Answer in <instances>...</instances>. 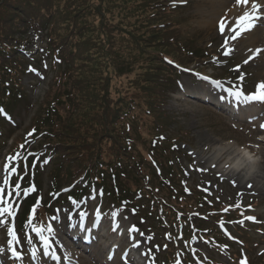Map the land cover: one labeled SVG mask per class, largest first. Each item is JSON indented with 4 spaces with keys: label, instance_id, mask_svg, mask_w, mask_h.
<instances>
[{
    "label": "rangeland",
    "instance_id": "obj_1",
    "mask_svg": "<svg viewBox=\"0 0 264 264\" xmlns=\"http://www.w3.org/2000/svg\"><path fill=\"white\" fill-rule=\"evenodd\" d=\"M6 1L1 0L3 3ZM57 1L61 9V13L58 11L57 15L59 28H63L64 30L69 29L71 41L77 50L75 55H79L78 60H71V62L73 61L72 64L76 62H79V64L74 67L67 66L65 70H74L73 76L78 75V80L81 84L78 97L79 100H82L81 102H84V109H87L89 117H91V113L94 110L100 113L99 102L101 101V106H104L106 101L103 95H108V99H116L119 96L124 98L135 96L139 104H144V100L139 98V93H136L137 91H127L126 87L134 81L142 80L145 75L147 78L152 75L157 66L154 52L161 49L163 45L158 42L155 43L152 39L146 42L148 34H139L141 29L138 22L140 20H138L134 6L140 5V2L131 0ZM178 1L176 2V6H179L180 9L178 12L175 11L173 20L179 30L180 42L190 49L206 48L207 51L215 53L217 58L206 62L204 66L206 72L201 74L204 82L199 81V74H187L179 79L178 92L172 97L168 95V100L165 101L162 107L165 115L170 117V125L166 128V132L170 136L180 135L185 139L186 145L180 144L177 146L180 153L185 156L180 157V162L186 168L185 172L188 174L187 181L189 183L198 182L203 184L204 193L213 200H217V198L223 201L226 199L243 200L245 203L252 200L258 201V205L254 208L243 207V211L246 213L244 220L247 221L248 226L259 227V229L249 231L252 239L246 245L248 249L247 254L251 259L256 260L264 253V135H261L264 133V128L260 127V125L264 124V103L256 101L244 103L243 97L238 99L234 93L237 91L238 86L243 87V84H248L252 87L250 90V94H252L256 92L257 86L264 82V19L260 18L255 23V28L257 30L260 29L258 32L257 30L247 32L252 33L255 43H239L238 38L235 40L230 39L234 33L229 29L223 35L218 33L217 16L210 13V9L207 7L208 0ZM261 17H264V10L261 11ZM71 21H76L73 26L76 28L77 34L72 33L70 29L72 27ZM235 22L236 20L233 21L231 27H235ZM140 36H143V38H140ZM134 39L145 40L147 44L142 43V45H138L137 47L132 42ZM226 40L227 44L225 45ZM26 42L28 45L25 48L28 49L29 56L41 52L44 48V44H39V41L32 35ZM124 43L130 45L129 50L125 49ZM257 49L262 51L257 54ZM228 50H230V53L225 55V51ZM228 59L231 60L227 61ZM246 60L248 63H245ZM39 66H41V71H32L29 75L21 77V86L24 87L27 97L25 101H21L11 111L9 116L5 115L6 118L13 119L12 125L8 126L5 124V131L12 129L16 131V134L21 133V130L28 124L31 115L37 112V107L42 102L41 98H45L43 93L46 92L47 94L49 92V90L47 92V87H50L49 81L54 75L58 76L61 72L59 65H55L50 70L47 56H45ZM211 66H215L221 72L216 71V68L212 70ZM11 67L13 69L17 68ZM137 72H140L141 75L137 76ZM217 72L218 74L215 76L226 73L231 80L241 81V84L237 86L235 82L233 83L228 79L213 78L214 80H212L209 73ZM204 77L212 80L209 82L214 87L215 92H218L213 94L212 100L214 102L228 100L232 104L231 107H235V105L238 107L240 111L237 119H234L233 116L231 117V114L226 117V115L219 113L212 107V104H201L187 97L189 91L197 92L200 88L206 89L209 87L207 84L208 80H205ZM5 78L6 81H9L10 75L8 74ZM64 78L65 76H62V80ZM138 82L141 81H137L136 83ZM143 85V82H141L140 86L143 87ZM61 90L60 87L56 88V93H53L63 100L65 98L61 96ZM243 94L246 95L245 92ZM62 107L64 106H60L59 113L67 112V107L61 109ZM43 108L37 116L43 114ZM79 109L81 111L83 107L80 106ZM140 109L144 111L145 106H138L137 112L134 114L141 113ZM145 116V113H141L135 120V126L138 128V131L136 129L137 136L144 138V140L154 133L152 124ZM254 116H260L257 124H253L247 120ZM79 121L81 122V120ZM55 123L58 124V119L55 120ZM78 123L76 120L75 124ZM67 138L69 139V136ZM256 139H262L263 142L258 145L256 144ZM69 140L71 146L77 144V142H72V139ZM226 145L232 146L230 147L232 150L237 149L239 151L240 149L248 148L250 151H254H251V168L249 170L241 168V172L237 171L234 159L230 160L234 156V153L220 152V149ZM138 148H141L140 143L138 144ZM58 149L62 153L66 151L65 148H61L60 146H58ZM30 154L32 155L33 153L28 152L23 156L26 158ZM189 159L193 165L190 171L187 170ZM2 162L0 159V186H3V180L6 175L4 172L5 164ZM46 162L47 159H36L34 163V167L43 177V192L49 185L46 173L52 167L50 165L48 168ZM226 165H229L228 167L231 169L230 174L225 172V175L220 177V174L218 175L214 172L215 168L226 171ZM12 167L16 168V165L13 164ZM17 179V175L14 174L10 178V184L13 183L15 186ZM84 186L85 184L81 185V187ZM9 190L11 189L6 186L5 196H7ZM86 190L88 195L76 201L75 205L73 204L74 200L68 197L59 198L58 200L63 201L58 206L59 214L57 210L54 211L53 215L56 219H49L46 227L51 224L55 232L58 233V229L64 225H68L69 219L80 218L77 213L84 212L86 213L85 218L88 219L87 230H99L98 234L100 235L99 232H101L105 236L109 230L110 233L105 238L108 245L116 247L128 245L130 248H133L130 256H136V259L142 258L146 264H152V256L149 253H155L156 250L150 249L148 246L154 244L157 238L155 234H141L136 228L131 227L130 224L136 223L137 219L132 212L127 211L123 207H115L108 204L106 211L101 213L97 204L101 198L99 190L91 186L86 187ZM30 192L31 190L25 193L28 195ZM38 195L35 192V197L38 198L36 199V203L40 205L45 200V195H43V198H39ZM15 206L16 201L13 207L15 208ZM72 212H75V214ZM251 215H256V218L248 219ZM4 219L9 222L5 225L12 223L10 217L5 216ZM188 220L193 225L198 221L196 218H192V216H188ZM218 228L228 239L235 240L236 234L233 230H229V225L222 223L218 225ZM133 229H136V231H133ZM130 232H132L134 238H138L140 242L139 248H135V244L131 242L129 238L131 237L129 235ZM44 235L47 236L49 233L46 231ZM17 236L19 239L18 234ZM20 237L24 247L21 248L20 241L19 243L13 242L12 244V247L20 255V259H17L13 257L9 247L8 241L10 237L8 236L7 229L4 225H0V250H2L0 251V264H54L53 262L50 263L49 260L56 261L57 264H103L104 262L106 264H126L124 260L118 257L120 253H117L110 261L104 259L105 254L104 257L100 256V252L94 254V256L84 253L85 257L81 255V252L74 253L73 248L66 239L65 233L61 238L56 237L53 239L56 249L50 253L49 258L45 255L49 251L48 247H45L40 236L35 232H31L30 238L27 233L22 234ZM167 237L166 240L168 239ZM98 238L95 235L97 242ZM30 239L35 240L36 244L29 246L31 244ZM185 239L188 238L185 237ZM196 244L199 245L198 243ZM99 245H104L103 240L99 241ZM179 247L178 245L176 249L178 250V255H181ZM89 249L95 250L94 248ZM227 250L231 251L230 247ZM233 250H237V248H233ZM58 252L63 258L60 257ZM204 252L206 253L205 250ZM209 253L219 261H225L226 259L223 253L216 254L213 251H209ZM239 254L245 256L243 252ZM192 258L196 264L206 263L200 258ZM203 259H205V256H203ZM257 263V261L253 262V264ZM211 264L218 263L211 262Z\"/></svg>",
    "mask_w": 264,
    "mask_h": 264
},
{
    "label": "trees",
    "instance_id": "obj_2",
    "mask_svg": "<svg viewBox=\"0 0 264 264\" xmlns=\"http://www.w3.org/2000/svg\"><path fill=\"white\" fill-rule=\"evenodd\" d=\"M131 1L140 2V5L134 6L140 20L139 34H148L146 42L152 39L155 43L163 45L154 52L157 60L155 71L150 77L147 78L145 75L142 80H137L143 82V87L140 86L141 82L136 83L137 81L126 87L127 91H137L144 104H139L135 96L108 99V95H103L106 101L104 106H101V101L99 102L100 113L94 110L89 117L87 109H84V102L78 97L81 84L78 75L73 76L74 70H64L66 75L64 80H59L43 101L45 103L50 100L51 103L46 105L49 112L47 119L42 121L48 127L45 128L48 135L42 140V145L52 144L54 147L60 146L66 149L67 153L63 152L60 155L68 171V177L75 180L81 176L83 180L91 182V178L99 175L98 179L103 181V188L106 182V186L111 188L110 193L117 192L120 195L127 193L124 187L126 181L134 180L141 185V181L149 176L150 170L155 165L166 171L163 174L164 178H158L156 175H152L153 179L147 178L149 183H155L157 187L159 182L174 174L171 172L174 167L168 164L174 157L171 147L175 140L181 141L183 137L169 136L154 148L150 145L151 138L156 137L157 134L153 133L149 140L140 138L136 133L138 128L135 126V120L141 113H145L154 131H156L154 124L162 133L167 131L170 117L165 115L162 107L169 93L175 88L177 74L175 66L169 61L172 60L177 66L186 67L195 61L197 54L196 49L183 47L180 42L179 30L173 22L175 14L171 4L173 0ZM58 3L57 0H7L5 3L0 0V76L17 72V62L22 57L21 47L29 31L34 35L46 33L49 51L59 56L65 68L79 64V62L75 64L71 62L72 59L78 60L79 55H75L77 50L71 41L69 29L59 28L57 15L61 9ZM75 22L71 21L70 29L72 33L77 34L73 26ZM132 42L137 47L146 43L145 40L140 39H134ZM124 44L125 49L129 50L130 45ZM11 66L17 68L13 69ZM16 75L14 74L13 77ZM136 75L140 76L141 73L137 72ZM7 86L12 88V84ZM59 87L62 89L61 96L66 100L64 103L57 94L53 93H56V88ZM60 106L67 107V112L59 113ZM80 106L83 107L81 111ZM138 106H145V110L140 109L141 113L135 115ZM48 115L51 117L48 118ZM56 119L58 124L55 123ZM76 120L78 124H75ZM63 124L65 125L61 126ZM68 136L77 144L71 146ZM111 184L117 186L113 187ZM163 188L164 186H161L160 192ZM143 195L147 199L150 198L149 195Z\"/></svg>",
    "mask_w": 264,
    "mask_h": 264
},
{
    "label": "snow or ice",
    "instance_id": "obj_3",
    "mask_svg": "<svg viewBox=\"0 0 264 264\" xmlns=\"http://www.w3.org/2000/svg\"><path fill=\"white\" fill-rule=\"evenodd\" d=\"M236 5H243L248 6L250 3V0H235ZM261 5L259 3H256L255 0H251V11H244L242 15L238 17V19L235 22V27L229 28V30L234 33L230 37V39L235 40L238 37L241 36L242 33L251 31L255 27V22L261 18ZM226 23L224 20H221L219 22V30L221 34L223 35L225 33ZM227 44V40L225 41V45ZM257 54H259L262 50L257 49ZM230 53V50L225 51V55H228ZM245 63H248L246 60ZM31 70V69H30ZM204 79H207V77H204ZM243 79V77H241ZM234 95L239 99L243 97V102L248 103L252 101L264 103V82L260 83L257 86L256 92L250 94V95H244L243 92L237 90ZM3 110L0 109V112ZM261 128H264V124L260 125ZM31 135V133H29ZM24 145H21V148H23ZM21 156V153H17L16 156L8 157V163L4 165V172L6 173L4 180H3V186H0V225L8 224V220L4 219L5 216L13 218V222L8 226L7 233L10 237L8 244L12 251L13 257L20 259V255L17 253L15 248L12 247L13 242L19 243L18 236L15 231V224H14V218L16 214V209L13 207L12 203L10 202L11 197L13 195V192H15V195L19 196L20 192L17 191V189L20 188L19 183L15 185L14 188H12L10 191L7 192V196L4 195L5 193V187H11L10 186V178L16 174V168L10 167L11 163L15 160H17ZM198 170H206V169H198ZM23 177H19V179H22ZM251 187V185H249ZM34 190V188H33ZM71 199V198H70ZM76 201H73V204L75 205ZM36 208L35 206L32 209L33 216H30L26 227H30L33 232H35L38 236H40V239L43 241L45 247H48V237L44 235V232L47 231L49 234L54 235V229L51 224L47 225L45 228L43 225L37 227L35 224H33V218L35 214ZM86 213L81 212L79 214L80 220L83 221L85 219ZM51 219L55 220L56 217H52ZM248 219H254L253 217H248ZM133 231H136V229H133ZM2 251V250H0Z\"/></svg>",
    "mask_w": 264,
    "mask_h": 264
},
{
    "label": "bare ground",
    "instance_id": "obj_4",
    "mask_svg": "<svg viewBox=\"0 0 264 264\" xmlns=\"http://www.w3.org/2000/svg\"><path fill=\"white\" fill-rule=\"evenodd\" d=\"M257 2L259 4L263 3L262 0H257ZM250 4H251V0H250L249 5ZM248 6L245 7L243 5H236L235 0H208V3H207V7L210 9V13L216 14L217 16L216 22L224 20L226 24L227 23L230 24V22H232L231 20H233L237 16L239 17L240 15H242L244 11H249ZM229 24L226 25V30L230 28ZM254 40L255 39L253 35H250V34H242L240 37L241 42H246V43L248 42L249 44H252ZM230 147L232 146L226 145L225 147L220 149V152H226V153L233 152L234 153L233 157H231L232 155L229 157H231L230 160L234 159V162L236 163L235 167L237 165L236 167L237 171H240L241 168L243 170H249L251 168L250 166L251 155L248 152H245L243 149H240L239 151H237V149L232 150ZM71 222L72 223H70L69 226L75 227L74 229H77V228L80 229V226H78L79 224H77L76 221L75 222L71 221ZM60 233L63 234V229H61ZM97 252L98 253L100 252V256L104 255V250L103 251L98 250Z\"/></svg>",
    "mask_w": 264,
    "mask_h": 264
}]
</instances>
